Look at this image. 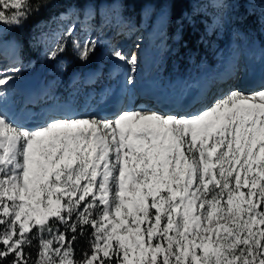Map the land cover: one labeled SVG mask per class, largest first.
<instances>
[{
	"label": "snow or ice",
	"instance_id": "6c2138e0",
	"mask_svg": "<svg viewBox=\"0 0 264 264\" xmlns=\"http://www.w3.org/2000/svg\"><path fill=\"white\" fill-rule=\"evenodd\" d=\"M32 10L0 0V23L22 26ZM76 48L87 61L97 44ZM112 55L137 71L136 54ZM18 72L0 70V98ZM0 264H264V82L186 115L121 109L29 127L0 107Z\"/></svg>",
	"mask_w": 264,
	"mask_h": 264
},
{
	"label": "rangeland",
	"instance_id": "374dc122",
	"mask_svg": "<svg viewBox=\"0 0 264 264\" xmlns=\"http://www.w3.org/2000/svg\"><path fill=\"white\" fill-rule=\"evenodd\" d=\"M106 3H102L101 6L99 7V11H98V15L96 16L95 11L91 12L92 10V6H88V8H86L85 12L83 13V21L84 22H90L92 24H96L99 27V35H95L93 38H91L89 35L85 36L84 38H82V36H79V40L78 42H73L74 38L73 36H75V34H73L70 38L69 37H65L63 40H59L57 36H47L49 38L44 39L43 38V34L46 33L47 31H50L52 29V27H54V25L59 24V21H61V16H63V14L54 17L49 23H47L46 25L42 26V29L40 32L37 33L36 39H33L34 41V47L35 50H38V58L35 59V61H30L28 64H19L16 65L15 67H11L8 70H11L12 68H18L19 72L17 74H15V79L13 81L10 82V87L15 89V87H17L18 85L16 83H21L23 81H25L26 79H34L35 82H40L43 80V78L45 76H51L55 70H56V66L58 65V79H56L57 81V85L55 86V89L57 91V94H59L60 92H62L63 94H65L66 97V102L72 101L74 100L75 97V92L79 91L80 89H83L88 83H87V79H88V74L85 75L84 78H82L80 80V82H76L75 78L78 74V72H74L72 74H67V69L68 67H70L71 65L77 64L79 66V68H84L88 63H90L93 59L95 54L97 53L98 58H96V61L99 64V69L97 70L98 72L101 70V68L103 67V62H99L100 58H103L105 55H111L113 53L114 50H120L123 49L122 44L124 42H126V38H124V36H121L122 34L116 33L114 34L112 37V41H113V46H108L109 44V40H106L109 38L106 37L105 39H103V36H107V34H104L103 32H110V23H111V10L108 8L106 14L104 15L103 13L105 12L104 10V6ZM219 4V0L208 4L206 2H201V0H197L196 3L193 6V11L194 12H199V8L202 7L204 10H202V13L204 12H210V16H211V24L209 27H207L205 29V33L207 34L208 37H206V39L204 38V53L199 54L197 53H192L189 51H185L182 52L181 56L179 57L178 60H180V63L176 62V58L178 56V54L176 53V48H175V44L177 43V35L179 34V30L181 29V26L178 25L175 26V24H171V29L169 33L164 34V30L166 28V25L168 24L169 18L166 15L167 12L163 11V17H165V25L164 27L158 32L157 37V43H155L157 49L162 50V54H161V62L158 64V71L156 72L157 75H159L160 77H167L168 74L167 73H172L177 76L178 72H183V73H187L189 69H191V65L193 60L197 61V66L202 69V66L206 63V58H213L214 54H215V50H216V46H217V36L218 34H220L219 30L216 32L213 28V21L215 23H217L218 20H216L217 16H215L216 13H220L221 9H223L222 12V17L225 19L226 21V26H227V40L232 41L233 39L235 40H240V36H242V31L240 30L241 27L246 28L247 25L252 24L253 26L257 27L258 29H262L264 28V0H232V2H229L227 5V7L223 6L221 7V9H217V5ZM113 8L116 9V13L113 12V16L117 15L118 20L116 22H114V27H120V24L122 22V17H120V14L130 20H133L134 17H131L130 14L131 12L128 9H117V5H114ZM205 8H208L207 11L205 10ZM137 14V20L141 19V15L140 13L138 14V12H136ZM246 15H250V17L252 18L251 22H248V20H246L245 16ZM159 13L158 15H156L154 22H158L159 20ZM61 18V19H60ZM64 18H66L64 16ZM76 23V19H73ZM75 23L73 22L72 24L69 25H75ZM149 23L150 20H146V22H141V28L143 30H145V28L149 27ZM192 20L190 21V25H192ZM3 26H0V28L2 29ZM242 28V29H243ZM0 29V30H1ZM155 29V28H154ZM124 30V29H123ZM147 30L149 31V28H147ZM176 30V33L174 34V31ZM142 31V30H141ZM144 32V31H143ZM103 33V34H102ZM258 33V32H257ZM264 34V32H261ZM260 33V34H261ZM262 35V34H261ZM120 36V37H118ZM247 36V35H246ZM254 33L249 35V37H253ZM103 39V40H101ZM4 39H0V43L3 41ZM94 41L97 44V48L96 51L93 55H91V57L87 60V61H82L81 59H79V55H78V49L76 48V44L77 43H83L85 41ZM203 40V39H202ZM58 43H63L65 46V49L70 47V49L72 50V54L75 58V61H70L68 58H63L60 57L61 52L58 53L57 57L55 59L50 58V52L52 50H54L56 48V45ZM168 43L167 46H165L164 44ZM246 41H242V44L245 45ZM138 45V43H137ZM163 45V46H162ZM162 46V47H161ZM253 47V46H252ZM39 48H41V51H39ZM232 49V48H231ZM228 50V51H231ZM48 50V51H47ZM249 51V49H248ZM213 55V56H212ZM108 60L112 63H114L116 60L115 57H109ZM166 61V63H165ZM108 62V61H107ZM122 63L125 61H121ZM165 63V64H164ZM218 66V64H217ZM204 67V66H203ZM162 69H164L165 72L162 71ZM138 70V68H137ZM89 72V71H88ZM86 72V73H88ZM129 73L131 75V70H129ZM224 72L221 71V69H218L216 71H214V75H223ZM174 76V77H175ZM104 77V76H103ZM134 77H136L134 75ZM110 78V76H105V81H107ZM118 77H115L114 80H112V87L115 85L116 79ZM217 78V77H216ZM54 80H49V83H52ZM74 82V85L72 86V83ZM99 81H94L92 82L94 85L98 84ZM217 81L213 80V84L215 85ZM235 84H238V76L236 75L235 78L232 80V89H239V86H234ZM8 85V86H9ZM76 85H78L76 87V91L72 92L70 90L73 89V87H75ZM57 88H59V90H57ZM223 87H218L215 86L213 87V97L212 99L207 103L208 106H210L218 97H222L223 95H226L225 91L222 89ZM229 90V91H230ZM241 90V89H240ZM56 91H52V96L55 97L56 96ZM60 91V92H59ZM210 91V90H209ZM207 91V92H209ZM254 91V90H252ZM244 92H251V91H244ZM94 94V90L92 88H90L87 92H84L83 96L81 97V101H85V104H89L91 102V97ZM223 94V95H222ZM96 99L98 100L99 97L97 96ZM21 102L20 100L15 101L16 106L21 107ZM64 103V104H65ZM84 104V105H85ZM83 106V105H82ZM128 107V100L127 103H125V108ZM44 108V107H42ZM92 109L94 107H91ZM124 109V108H121ZM120 109V110H121ZM202 109V108H201ZM197 111V110H196ZM199 111V110H198ZM197 111V112H198ZM245 191H247V189H245ZM221 223H227V220H221ZM203 223V222H202ZM203 225V224H202ZM223 234V233H222Z\"/></svg>",
	"mask_w": 264,
	"mask_h": 264
},
{
	"label": "bare ground",
	"instance_id": "6f19581e",
	"mask_svg": "<svg viewBox=\"0 0 264 264\" xmlns=\"http://www.w3.org/2000/svg\"><path fill=\"white\" fill-rule=\"evenodd\" d=\"M213 2H209L208 4H211ZM105 8V7H104ZM193 10V9H192ZM75 23V22H74ZM82 25V23L80 24ZM128 29L129 28H126L125 25H123L122 27H117L115 28L114 30V34L116 33H119V34H122L120 33L122 31V29ZM8 29H6L5 31H7ZM142 30V31H141ZM4 30H0V36L2 34L5 33ZM130 31V30H129ZM144 30L141 28V27H138L135 32L137 33V36L142 34V33H145L143 32ZM104 34H107V36H103V39H105L106 37H111L112 33L110 32H103ZM102 33V34H103ZM99 34V30L97 31L96 35ZM124 35V34H122ZM137 36H135L132 40H126V42H124L122 44V47L123 49H120V51H122L125 55H129L130 52L131 54H135V52L137 51L138 53L137 54H140L139 53V49H138V45L137 43L140 42L141 46H144L145 44H147V39L145 40V38H142L140 41L137 40ZM13 38V37H12ZM15 38V37H14ZM126 38V37H125ZM263 38V37H261ZM101 39V40H103ZM6 44L3 46V48L0 49V55H3L2 57H7V58H13L14 55L16 54L17 50H16V44L14 43V41L12 39L10 40H7L5 42ZM134 49V51H133ZM136 49V50H135ZM249 49V51H248ZM247 49V55L251 52V53H254L255 55L257 54V57H250L247 62L250 63L253 68H254V74H261L260 72L262 71V74L260 75V79L258 80V83L260 84L261 82H264V47L262 46H259V45H255V46H249ZM228 53H230V51H227ZM109 57H114L112 54L111 55H105L103 57L104 59V62L105 63H111L110 65V68L111 66H113V68L115 69V72H114V75H111L110 76V81L114 80L115 77L119 76L118 74L121 72V76L119 78L116 79L117 83L114 87H109V90H110V95H109V99L104 102V101H101L100 99L99 100H93L89 103V104H85L84 106H81V110L77 112V114H81V115H88V114H92V115H96L100 118H113L115 117V115L117 114L118 110H120L121 108H124L125 109V100L123 101L122 100V90L124 89V84H123V77L125 75H127V73L129 72V70L131 69V65H129L126 61L125 62H121L119 60H116L114 63L110 62L108 60ZM156 53L154 54V58H156ZM247 58V56H246ZM213 58H209L207 59V61L210 63V61L212 60ZM224 60V62L220 65V67H218L217 65L215 67H207V63H205L204 67L202 69H206L205 70V73L206 75L211 74V77H207L204 81V84L202 86H198L196 85V82H194V79L196 78H190L189 76L187 77V79H183L181 77H177V78H173V81H167V83L165 84L163 82V80H166L167 77H160L159 75H154L153 77H149L147 78L145 81H142L140 80L141 77L139 76L140 72H142V68L143 66L141 65L140 62H138V65H137V68L138 70L133 74L131 73L132 76H136L134 77V83L132 86L136 85L137 88L135 89H131L130 91V94H129V98H125L128 100V107L127 109H138V108H150L149 105H153V108H150V109H153V110H159L163 113H175L173 110H177L180 108V106L178 105H181V104H185V102L187 101H190L189 103H191V109H188L187 111H183L182 113H180L181 115H186V114H189V113H194V112H197L196 110L200 109V102H204V103H208L212 97H213V87L215 86H218L219 88L220 87H223L222 89L223 90H226L225 93L229 92V90L232 88V80H233V76L236 72V69H232L230 68V60L228 57L222 59ZM5 59L2 58V60H0V67L2 68L3 65H5ZM108 61V62H107ZM7 62V61H6ZM219 65V64H218ZM234 65V62L232 64V67ZM157 67V66H156ZM127 68V69H125ZM218 69H221L222 72H224L223 75H219L217 76V78L215 77H212L213 74H214V71L218 70ZM57 73H58V70H57ZM180 73V72H178ZM95 74L90 72L89 73V77H88V80L92 79L93 76ZM148 76V75H147ZM242 76H245L247 77L248 76V72H244L241 76L238 77V84H235L234 86H239V85H243L244 84V77L242 78ZM129 77V75H128ZM214 78V79H213ZM242 78V80H241ZM208 80L211 82L209 83H206L208 82ZM213 80L214 81H217L215 85H212L213 84ZM24 85V84H22ZM74 85V82L72 83V86ZM206 85L207 86V90H210L209 93L206 94V90L202 89V87ZM209 86V87H208ZM175 87V88H174ZM86 88V86H85ZM44 89V86L43 84H40V83H36L35 85L32 86V89H30V93L33 94V95H36V94H39V91L43 90ZM139 90H142V93L148 95V93H152V94H156L157 93V96L158 98H167L169 101H172V102H176L175 100L178 98V97H181L182 94H184V100L183 101H179L180 103H170V102H167L169 105L167 107H169L168 109L169 110H163L161 108H157L153 103L152 104H149L147 105L145 103V96L143 95L142 97H140V95L135 98L137 92ZM245 90H249V88L245 87L242 88V91H245ZM226 93V94H227ZM84 94V92L82 93ZM205 94V95H204ZM20 97V93L18 94ZM202 95H204V99L202 97ZM223 95V94H222ZM9 96H12V90H10L9 88L8 89H5V96L3 97L6 98V97H9ZM83 96V95H82ZM79 97V101H81V97ZM224 96V95H223ZM1 99V98H0ZM11 100H9L10 102ZM127 102V101H126ZM193 104V106H192ZM6 105V112L8 115H12L13 119L17 122V123H20L22 124L23 122H25L27 124V122H33V121H37V123H40L41 119L46 116V115H49L50 112H52L53 110H57L55 109L56 106H49V107H45V108H42L40 110H37L35 112V114H31L30 117H27L24 116L21 112L20 113H16L15 110L12 109L11 106L7 105V103H5L2 99L0 101V107H4ZM92 105H95L94 109L91 108ZM182 105V106H183ZM62 108H60V112L61 113H69L71 114L72 112L75 111V109L72 108V104L70 102L66 103V104H63L61 105ZM177 107V108H176ZM193 107V108H192ZM204 107V106H203ZM184 110V106L182 108ZM5 111V110H4ZM111 113L110 116H107V113ZM11 117V116H10ZM11 117V118H12ZM25 124V125H26ZM203 225L202 226H207L206 225V221H202ZM143 227V226H142Z\"/></svg>",
	"mask_w": 264,
	"mask_h": 264
},
{
	"label": "trees",
	"instance_id": "16d2710c",
	"mask_svg": "<svg viewBox=\"0 0 264 264\" xmlns=\"http://www.w3.org/2000/svg\"><path fill=\"white\" fill-rule=\"evenodd\" d=\"M119 1L122 9L130 10L131 14L137 17L136 12L140 13L142 20L146 21L150 17H154L161 9H166L169 16L168 24L164 30V34L169 33L171 24H175L178 28L180 23V40L175 44L176 53L178 54L175 59L180 63L179 57L182 52L189 51L192 53L204 52L203 40L208 37L202 28L201 21L197 18L199 15L192 10V5L195 0H87V3H82L80 0H31L33 10L27 20L24 21L22 26H9L3 23L0 25H6L9 28L8 36L15 35V38L20 44L21 56L24 59H29L34 55H37V51L34 47L33 39H36V33L42 28V23L51 19L53 14H58L65 10L68 2H77L84 8L86 4H92L96 9L103 2L113 4ZM193 17L195 23L190 25V19ZM246 20L251 22L250 15H246ZM176 30L174 31V34ZM203 49V50H202ZM62 56H69L70 61H75L71 49L68 47L63 52ZM95 58L87 64V67L96 65ZM72 71L74 68H79L77 64L70 66ZM86 68V71L88 70ZM38 241L34 242V246L30 249L35 258L38 251ZM87 238L81 237L75 244L76 254L79 256L83 250L87 249Z\"/></svg>",
	"mask_w": 264,
	"mask_h": 264
},
{
	"label": "built area",
	"instance_id": "2783aa9c",
	"mask_svg": "<svg viewBox=\"0 0 264 264\" xmlns=\"http://www.w3.org/2000/svg\"><path fill=\"white\" fill-rule=\"evenodd\" d=\"M0 29H1V28H0ZM6 29H7V26L5 25V26H3V27H2V29H1V30H4V31H5ZM11 39H12L13 41H15V38H14V37H13V38H11Z\"/></svg>",
	"mask_w": 264,
	"mask_h": 264
},
{
	"label": "water",
	"instance_id": "95a60500",
	"mask_svg": "<svg viewBox=\"0 0 264 264\" xmlns=\"http://www.w3.org/2000/svg\"><path fill=\"white\" fill-rule=\"evenodd\" d=\"M242 72H239V75L241 74Z\"/></svg>",
	"mask_w": 264,
	"mask_h": 264
}]
</instances>
